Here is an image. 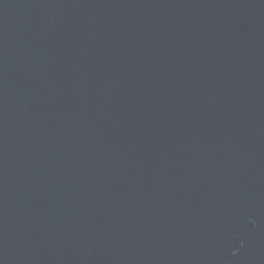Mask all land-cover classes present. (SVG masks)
Instances as JSON below:
<instances>
[{"label":"water","instance_id":"1","mask_svg":"<svg viewBox=\"0 0 264 264\" xmlns=\"http://www.w3.org/2000/svg\"><path fill=\"white\" fill-rule=\"evenodd\" d=\"M0 264H264V0H0Z\"/></svg>","mask_w":264,"mask_h":264}]
</instances>
